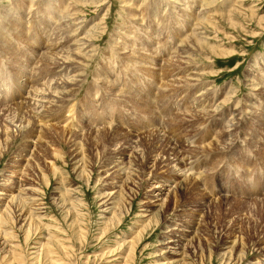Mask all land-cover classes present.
I'll return each instance as SVG.
<instances>
[{
    "label": "rangeland",
    "instance_id": "rangeland-1",
    "mask_svg": "<svg viewBox=\"0 0 264 264\" xmlns=\"http://www.w3.org/2000/svg\"><path fill=\"white\" fill-rule=\"evenodd\" d=\"M2 77L0 256L264 264V0H0Z\"/></svg>",
    "mask_w": 264,
    "mask_h": 264
},
{
    "label": "bare ground",
    "instance_id": "bare-ground-1",
    "mask_svg": "<svg viewBox=\"0 0 264 264\" xmlns=\"http://www.w3.org/2000/svg\"><path fill=\"white\" fill-rule=\"evenodd\" d=\"M2 32V31H1ZM203 39V38H202ZM85 44V43H84ZM8 60V59H7ZM9 60H11V58L9 59ZM9 64L11 63V61L10 62H8ZM64 63V62H63ZM8 64V65H9ZM60 64H62V63H60ZM26 66V65H25ZM24 70H25V68H23ZM62 69L64 70L65 69V67H62ZM21 73V72H20ZM19 75V74H18ZM3 77H6V75H4ZM2 77V86H3V88H6V95L5 94H2V96L0 97V105H1V107H5V106H3L4 104H6L7 103V97L9 96V95H14L15 94V89L14 90H10L11 91V94H9V85H10V81L9 80H6L5 82H4V84H3V80H4V78ZM60 79H62V81L61 82H54V83H48V85H46V83L44 84V88H38V87H36V88H34L33 89V95L34 96H36L37 98H39V99H36V100H30V102H31V104H30V106L32 107L31 109L34 111V114L35 115H39V114H41V113H43V112H41L42 110H43V107H45L46 106V103H49V104H52V103H54L53 105L54 106H56L57 105V103H58V101H63L64 99H65V95L67 94V93H65L64 92V90L66 89V88H68L69 87V85L71 84V82H72V80H69L68 79V76L67 77H61ZM12 80V79H11ZM20 80V79H19ZM59 80V79H58ZM12 82V81H11ZM190 86H192V88H198L199 86H198V84H195V83H191L190 84ZM193 86H195V87H193ZM11 87H12V85H11ZM48 87V88H47ZM204 88V87H203ZM202 88V89H203ZM39 89H41V91H39ZM42 90L45 92L46 90H49V92L48 93H42ZM52 90V91H51ZM206 90V89H205ZM2 93V92H1ZM205 94L204 95H201V96H203V98H205V96H206V93H207V90H206V92H204ZM192 96V95H191ZM200 96V97H201ZM190 98H192V97H190ZM199 98V97H198ZM202 100V99H201ZM204 100V99H203ZM194 101V100H193ZM203 103V102H202ZM207 105V104H206ZM62 106V105H61ZM9 111V109H6V110H4V108H0V112H2V115H4L5 113H7ZM214 113H216V110L215 111H213V114ZM17 121H19L20 122V125H22L23 124V127H26V126H30V124H31V118L30 117H27V118H25V120H24V117H20V118H18V120ZM230 122H232V121H230ZM229 122V123H230ZM32 124H33V121H32ZM238 123L236 122V124H231L230 126H228V127H233V129H231V130H235V128H236V125H237ZM33 125L29 128V129H27V130H25V131H20L21 132V134H26V135H29L31 132H33ZM136 145H134V146H132V148L133 147H135ZM136 150V149H135ZM134 150V151H135ZM179 158V157H178ZM174 159V162H176L175 163V165H178L179 167L175 170V172H174V174H173V177H178V176H185V177H187L188 176V171H189V169H190V167L188 168L187 167V165H190V163H186L184 166L183 165H181V164H184L182 161L183 160H180V158L179 159ZM181 158H183L182 156H181ZM184 159V158H183ZM192 164V163H191ZM185 167H187V169L185 168ZM189 175H190V173H189ZM174 182H176L175 180H174ZM178 182V181H177ZM149 185V187H150V189L148 190L149 191V194H150V199L151 198H155L156 200L155 201H161V198H160V196H161V194L163 193V191H164V189H165V184H163L162 182H158V181H155V180H153L152 178H151V181H150V183L148 184ZM110 194H111V192L108 194L109 196H110ZM112 196V195H111ZM114 198L115 197H110V198H108V200H107V203L110 201V200H114ZM167 198V197H166ZM23 202H25V200H23ZM116 204V201L114 202V201H110L108 204H106V206H109V205H112V206H114ZM115 207V206H114ZM107 210H105V211H107V212H109L111 209L109 208V210H108V207L106 208ZM7 215H8V213H7ZM1 220H2V217H1ZM2 222V221H1ZM2 224V223H1ZM2 230V229H1ZM30 231H31V229H30V227H29V225H28V227H27V231H26V234H27V237L29 236L28 234L30 233ZM5 236H8V238H10V239H14L16 236L13 234V233H8L7 231L5 232ZM26 237V238H27ZM141 237H142V234H140V235H138L137 236V238H136V240L135 241H132V242H130V250H129V253H128V258H131L132 257V254L134 253V250H135V247H136V244H137V242L138 241H140V239H141ZM178 243V242H177ZM177 243H175V239H172V240H170L169 242H168V244H172V245H176ZM14 244V243H13ZM13 244H10L9 246H10V249L8 250V252H6V254L4 255V256H0V264H22V257H20V254H19V251L17 250V247H18V244H15V245H13ZM236 245V244H235ZM43 250V249H42ZM42 252V251H41ZM40 252V253H41ZM51 254H52V252L50 251V250H46L45 251V255L48 257H50L51 256ZM6 255H8V258L6 257ZM39 255H41V254H39ZM53 256V255H52ZM127 258V259H128ZM57 259V258H56ZM56 259H54V258H51V261L53 262V264H58L59 262H58V260H56ZM60 260V259H59ZM128 261V260H127Z\"/></svg>",
    "mask_w": 264,
    "mask_h": 264
}]
</instances>
